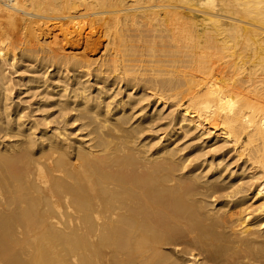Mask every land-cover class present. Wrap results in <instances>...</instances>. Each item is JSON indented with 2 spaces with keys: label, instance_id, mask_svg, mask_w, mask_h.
I'll use <instances>...</instances> for the list:
<instances>
[{
  "label": "bare ground",
  "instance_id": "6f19581e",
  "mask_svg": "<svg viewBox=\"0 0 264 264\" xmlns=\"http://www.w3.org/2000/svg\"><path fill=\"white\" fill-rule=\"evenodd\" d=\"M0 264H264V0H0Z\"/></svg>",
  "mask_w": 264,
  "mask_h": 264
},
{
  "label": "rangeland",
  "instance_id": "374dc122",
  "mask_svg": "<svg viewBox=\"0 0 264 264\" xmlns=\"http://www.w3.org/2000/svg\"><path fill=\"white\" fill-rule=\"evenodd\" d=\"M105 37H102L101 38V40H102V43L103 42H105V40H107L106 38L104 39ZM104 44V43H103ZM103 44H102V46H103ZM102 46H101V44H99V46H97L98 47V49H100L99 51H101L102 50Z\"/></svg>",
  "mask_w": 264,
  "mask_h": 264
}]
</instances>
